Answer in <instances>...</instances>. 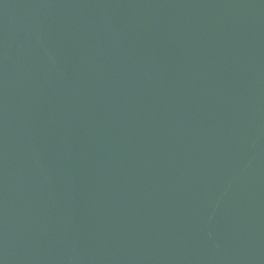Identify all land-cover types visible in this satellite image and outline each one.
I'll return each instance as SVG.
<instances>
[{
	"label": "water",
	"instance_id": "95a60500",
	"mask_svg": "<svg viewBox=\"0 0 264 264\" xmlns=\"http://www.w3.org/2000/svg\"><path fill=\"white\" fill-rule=\"evenodd\" d=\"M0 264H264V0H0Z\"/></svg>",
	"mask_w": 264,
	"mask_h": 264
}]
</instances>
